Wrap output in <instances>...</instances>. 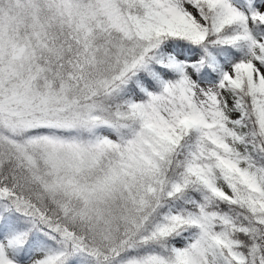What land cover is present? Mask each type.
Returning <instances> with one entry per match:
<instances>
[{"label":"snow or ice","instance_id":"6c2138e0","mask_svg":"<svg viewBox=\"0 0 264 264\" xmlns=\"http://www.w3.org/2000/svg\"><path fill=\"white\" fill-rule=\"evenodd\" d=\"M0 264H264V0H0Z\"/></svg>","mask_w":264,"mask_h":264}]
</instances>
